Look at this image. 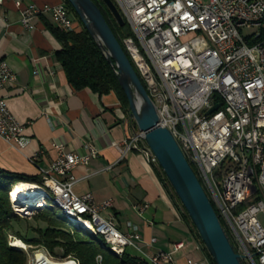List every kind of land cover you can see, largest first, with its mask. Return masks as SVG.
Segmentation results:
<instances>
[{"label":"built area","instance_id":"1","mask_svg":"<svg viewBox=\"0 0 264 264\" xmlns=\"http://www.w3.org/2000/svg\"><path fill=\"white\" fill-rule=\"evenodd\" d=\"M112 1L131 31V36L120 38V45L154 106L157 126L168 130L185 156L193 159V172L208 189L235 252L245 256L246 264H264V2ZM15 5L21 7L19 1ZM20 15L27 30L33 29L32 19L44 16L62 31L78 28L75 14L63 3L28 5ZM188 35L191 38L181 42ZM14 82L15 75L0 61V89ZM215 105L219 108L207 114ZM22 133L23 126L0 99V138L23 148ZM123 146L158 167L139 131ZM54 149L56 160L47 170H39V177L66 211L84 219L111 244L135 249L148 264H175L173 255L184 243L172 245L169 252L144 253L133 243L138 240L133 227L122 235L104 216L111 201L96 203L91 194H74L73 170L96 158V149L87 146L83 155L66 153L59 146ZM221 166L225 174L217 182ZM22 186L41 192V186ZM221 187H229L230 195H222ZM218 198H228V206H219ZM196 250L202 251L200 245ZM36 257L37 264H79L72 257L56 262L43 248ZM185 264L210 263L187 258Z\"/></svg>","mask_w":264,"mask_h":264},{"label":"crops","instance_id":"2","mask_svg":"<svg viewBox=\"0 0 264 264\" xmlns=\"http://www.w3.org/2000/svg\"><path fill=\"white\" fill-rule=\"evenodd\" d=\"M2 1L0 61L8 65L15 82L0 89V99L23 126L26 145L20 148L0 138V170L36 179L35 183L19 184L37 186L39 170H47L57 158L54 146L78 155L91 146L98 154L87 166L73 170L77 180L74 194H91L96 203L111 201L104 216L122 235L133 227L138 238L133 243L144 253L169 252L172 245L184 243L173 255L175 264L203 258L160 169L138 152L124 151V142L137 128L117 97L71 88L55 58L60 46L50 31L53 25L49 17L32 19V30L21 24L25 6H57L63 1ZM127 251L141 257L135 249Z\"/></svg>","mask_w":264,"mask_h":264},{"label":"trees","instance_id":"3","mask_svg":"<svg viewBox=\"0 0 264 264\" xmlns=\"http://www.w3.org/2000/svg\"><path fill=\"white\" fill-rule=\"evenodd\" d=\"M62 1L66 8L73 13L65 0ZM91 1L98 7L119 43L120 38L131 36L128 25L125 23L123 27H120L101 0ZM77 22L78 28L76 31L65 32L54 26L50 28L52 35L60 46L55 58L64 72L67 83L75 91L88 89L98 96L113 93L121 106L129 113L128 103L118 84L115 71L107 64L101 51L78 19ZM224 174V167L221 166L215 174L216 181L219 182ZM163 181L175 201L178 202L164 175ZM35 182H37L36 179H28L0 170V264H25V255L10 248L7 244V234L13 233L11 223L19 221V218L11 210L7 193L12 185ZM178 204L181 207L179 202ZM211 205L217 215L212 203ZM181 209L183 211L182 218L190 227L192 239L200 245L205 259L213 264L182 207ZM36 220L45 224L43 229L34 230L37 237L25 239L17 234L19 240L30 246L44 247L55 257L57 256L55 250L58 249L61 252V258L72 257L79 264H96L95 259L98 256L101 258V264H148L143 258L127 250H124L121 256L103 250L101 245L98 246L92 240L94 236L81 234L78 230L57 219L52 208L46 207L40 210Z\"/></svg>","mask_w":264,"mask_h":264},{"label":"water","instance_id":"4","mask_svg":"<svg viewBox=\"0 0 264 264\" xmlns=\"http://www.w3.org/2000/svg\"><path fill=\"white\" fill-rule=\"evenodd\" d=\"M115 22H125L112 0H101ZM101 51L107 64L115 71L124 93L129 115L156 159L168 185L183 208L201 244L213 264H243L229 237L171 133L157 126V115L131 63L115 38L98 7L91 0H65ZM219 108L212 107L207 114Z\"/></svg>","mask_w":264,"mask_h":264},{"label":"bare ground","instance_id":"5","mask_svg":"<svg viewBox=\"0 0 264 264\" xmlns=\"http://www.w3.org/2000/svg\"><path fill=\"white\" fill-rule=\"evenodd\" d=\"M260 2H264V0H259ZM174 138V137H173ZM175 140V138H174ZM179 146V144H177ZM180 148V146H179ZM181 150V149H180ZM190 165V167L193 170V159L189 158V156H185V153L181 151ZM40 184L37 186L32 187H39L41 186V192H37V190L29 189L28 187L22 186V184H16L11 186V190L9 192L11 201L13 203H16V209L20 210L17 211L18 213L23 212V210H26L28 208H42V205H45V201H51L53 205L59 207L63 213L64 219L70 223L76 230H81L87 234H90L94 237H100L103 240V243H101V247L103 250L108 251L109 253L115 254L116 256H121L124 250H127L129 246H116L111 244L109 240L103 235L99 230L96 228L89 226L84 219L81 217H74V213L70 211H66L64 208V205L61 204V200L57 198V196L50 192V186L48 185H41V179ZM202 187L205 188L204 183H201ZM30 186V185H29ZM207 189V188H205ZM208 191V189H207ZM221 194L222 195H230V188L229 187H221ZM218 205L219 206H228V198H218ZM17 247L19 249H27V246H25L22 242L16 241L14 242L13 247ZM29 248V247H28ZM38 248V247H37ZM201 248V247H200ZM28 250V249H27ZM32 250V248L30 249ZM36 250V249H35ZM42 248L36 252V254L29 259L27 264H37V257L36 255L41 254ZM25 253V252H24ZM30 254V252H28ZM32 254V253H31ZM30 256V255H29ZM27 257V256H26ZM28 260V259H27ZM242 263H245V256H241ZM96 264H101V258L100 256L96 257L95 259Z\"/></svg>","mask_w":264,"mask_h":264},{"label":"rangeland","instance_id":"6","mask_svg":"<svg viewBox=\"0 0 264 264\" xmlns=\"http://www.w3.org/2000/svg\"><path fill=\"white\" fill-rule=\"evenodd\" d=\"M203 1L206 2L207 0H203ZM251 32H252V30H250V31H248L246 33H251ZM190 38H191V35H188V37H185V38L181 39V42H185V41L189 40ZM202 188H203V190L205 191V193H206V195L208 197V191H207V189H205L204 187H202ZM10 190H11V188H10ZM10 190L7 193L8 200L10 202V206H11V210H12L13 214L19 218V221L18 222L11 223V226H12V229H13V233H8L7 234V244H8V246L10 248L15 249L16 251H19V252H21V253H23L25 255V258H26L25 264L28 263L29 259H31L36 254V252H38V250H40L41 248L45 249L44 247H40V246H32V245L30 246V245H27L23 241L19 240V237H18V235H20L22 238H25V239H32V238H36L37 237V235L34 233V230H36V229H43L45 227V224H43L42 222L36 220V218L38 217V213H39L40 210L45 209L46 207L52 208L53 209V213L55 214V216L57 217V219H59L61 222L69 225L71 228H73V229L76 230V228H74L72 225H70V223L68 221H66L64 219V216H63V213H62L61 209L59 207L53 205V203L51 201H48V200L45 201V205H42V208H37V209L36 208H33L32 209L30 207V208H28L26 210H23V212L18 213L17 211H20V210H17L16 209L17 208L16 207L17 204L16 203H13L11 201L10 194H9ZM258 219L260 221H263V216L260 214L258 216ZM78 231L81 234L85 233V232H83L81 230H78ZM85 234H87V233H85ZM92 240L98 246H100L101 243H103V240L100 237H92ZM16 241L22 242L25 246H27V249L28 250L27 249L26 250L19 249V248L15 247V246L13 247L14 242H16ZM31 248H32V250H30ZM45 250L51 256V258H53V260L56 261V262L57 261H61V260L64 259V258H61V254H60L61 252L58 249L55 250V253L57 254L56 257L53 256L47 249H45ZM28 252H30V254ZM203 258L205 259L204 256H203ZM205 260H207V259H205Z\"/></svg>","mask_w":264,"mask_h":264}]
</instances>
